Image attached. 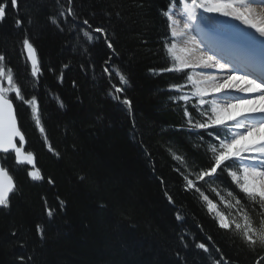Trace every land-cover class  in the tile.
Here are the masks:
<instances>
[{"label": "trees", "instance_id": "16d2710c", "mask_svg": "<svg viewBox=\"0 0 264 264\" xmlns=\"http://www.w3.org/2000/svg\"><path fill=\"white\" fill-rule=\"evenodd\" d=\"M60 2L58 32L53 0H0V80L40 173L2 159L15 188L0 206V264H264V204L216 161L166 53L177 0ZM75 24L91 37L85 55L71 48Z\"/></svg>", "mask_w": 264, "mask_h": 264}, {"label": "bare ground", "instance_id": "6f19581e", "mask_svg": "<svg viewBox=\"0 0 264 264\" xmlns=\"http://www.w3.org/2000/svg\"><path fill=\"white\" fill-rule=\"evenodd\" d=\"M263 1L203 0L196 4H203L204 9L197 5L194 11L185 8L182 15L177 7L167 11L171 19L177 18L171 24L177 37L175 55L192 69L194 79L202 86L200 90L221 103L217 102L216 109L220 115L229 116L227 122L234 125L238 141L242 140L239 134L244 135L241 143L250 150L241 155L251 159L264 156V71L260 73L255 67L264 69ZM223 16L230 17L238 30L223 33L226 28L211 21ZM206 19H211V23L205 22ZM246 160L242 159L243 164ZM246 178L253 189L258 190V183L262 191L264 162L249 171Z\"/></svg>", "mask_w": 264, "mask_h": 264}, {"label": "rangeland", "instance_id": "374dc122", "mask_svg": "<svg viewBox=\"0 0 264 264\" xmlns=\"http://www.w3.org/2000/svg\"><path fill=\"white\" fill-rule=\"evenodd\" d=\"M178 1H179V4L176 7L179 8L178 14L182 15L185 8L189 9L191 11H194L193 9L196 7V5L198 6L199 2H202L203 0H197V2H195V0H188V1L187 0L186 1L185 0H178ZM196 3H198V4H196ZM53 5L57 8V13H55V16H57V19L56 20L52 19L53 24L55 23V25L57 27V28L56 27H54V28L58 32L66 31L67 27H66V24L64 22L65 17L63 15V11H62L63 8L61 7L60 0H53ZM55 7H54V10H55ZM198 7H199V9L206 8V7H204L203 4H200ZM222 10L224 11V9H222ZM219 12L222 13V11H219ZM169 17L170 16L168 15V13H166L165 18L167 19V22H168ZM229 18H226L225 16H223L222 19L211 18L213 20L206 19L205 22H207L209 24V23H211L210 22V20H211V21H213V23L218 24L221 28H226V30L223 33H228V32L231 33L233 31L238 30V28L235 25V23L233 22V20L231 18L230 19ZM58 20L61 22V28L60 27L58 28V25H57ZM169 24L170 23L168 22L169 34H170V36L173 37V39H175V41L167 49V55L171 59V61L174 63V65L177 67L176 69H180V70L183 69L186 72V84H185V86L190 89V92L184 93V94H188V95H186V96H188V100H194L196 102L195 103L196 108H198L201 112L203 110L205 111L203 115H200V113H197L198 116L196 118H198V119L200 118V119L204 120L205 122H204V124L202 123L204 125V127L201 124H197L196 130L201 131L205 128L204 132H207L206 135H207V137L210 138L209 130L213 126L218 127L219 133L221 135L225 136L226 140H218L217 144H215V147L213 148L214 154H216L217 161H220V160L222 161V169H227V168L233 169L229 173L230 178L233 181V184L236 183V187L239 186V188L241 189L240 190L237 187V189L239 191H241L245 195L256 198L257 200H259V202L264 204V189L262 188V191H260V189H259L260 186L258 185V183H256V185L259 187L258 190L252 189L250 187V185H248L247 178L244 175V164H243V161L240 160L239 154L247 151V149L250 150L249 146H246V145L241 143L243 138H244V135L239 134V136H241L240 139H242V140H240V141L237 140L238 138L236 137V135L234 136V128H233L234 125H232V124L230 125V123L227 122L230 119L229 116L226 113L220 115L218 110L216 109V105H217L218 101L215 102V100H217V99L208 95V93L206 91H203L202 89L200 90V88H202V86H201L200 82H198V80L196 81V79H194V77L192 75V69L187 68V66L182 62V60L179 57L177 58V56L175 55V52H176L175 44L177 42V37L174 36V34L172 33L171 26ZM67 30H68L69 35L72 37V40L74 42V45L71 48L75 49V51H78L79 54L85 55V53H84L85 50H83V47H85V46L80 41H83V40L87 41V38H88V40H91V37L86 33L84 28L82 29L81 27L77 26L76 24L73 25L72 27L68 28ZM93 38H95V37H93ZM78 41L80 43H78ZM75 42H76V44H75ZM87 42H89V41H87ZM107 46H108V44H107ZM111 72L114 73L115 71H111ZM118 75H119L118 72L114 73L115 77H117ZM120 83H121V81H120ZM0 91L2 93H6V92H10L11 89H10V87H5L4 84L2 83V80H0ZM204 92H205V94H204ZM202 96H204V97L207 96L206 98H211L212 100H203ZM213 99H215V100H213ZM219 104L221 105V103H219ZM196 118H195V121L198 120ZM233 143L235 144V147L233 148V151H235V152L231 153L230 147ZM2 159L3 158L1 157V160ZM243 184H245V185H243ZM207 189L213 191V189L210 186H207ZM224 194L225 195H221V194L217 195L214 192V195H216L215 200L218 201L221 206H223V208L226 210V212L229 215H231V217L233 218V221L235 222L234 226L238 229L241 228V229H244L246 231V229L248 227H247V224L245 222V218L243 217V214L236 207L235 201L233 199L225 197V196L230 197V195L227 193H224ZM219 218L225 224L224 217H222L219 214ZM247 230H249V229H247ZM263 230H264V227H263ZM263 230H262V232H264ZM262 232H261V234H262Z\"/></svg>", "mask_w": 264, "mask_h": 264}, {"label": "water", "instance_id": "95a60500", "mask_svg": "<svg viewBox=\"0 0 264 264\" xmlns=\"http://www.w3.org/2000/svg\"><path fill=\"white\" fill-rule=\"evenodd\" d=\"M23 51L29 70L34 74L38 65L36 51L28 41L24 43ZM4 83L10 86V79L5 78ZM25 148L26 139L19 128L15 106L0 92V206L7 201L15 188L14 178L6 168L2 167L1 156L13 155L17 164L31 169V177L39 176L35 167V156L27 152Z\"/></svg>", "mask_w": 264, "mask_h": 264}]
</instances>
